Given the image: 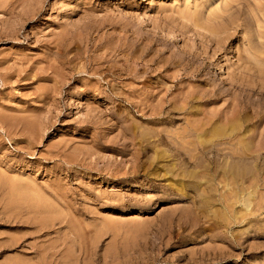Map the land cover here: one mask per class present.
I'll use <instances>...</instances> for the list:
<instances>
[{
	"label": "rangeland",
	"instance_id": "374dc122",
	"mask_svg": "<svg viewBox=\"0 0 264 264\" xmlns=\"http://www.w3.org/2000/svg\"><path fill=\"white\" fill-rule=\"evenodd\" d=\"M0 264H264V0H0Z\"/></svg>",
	"mask_w": 264,
	"mask_h": 264
},
{
	"label": "bare ground",
	"instance_id": "6f19581e",
	"mask_svg": "<svg viewBox=\"0 0 264 264\" xmlns=\"http://www.w3.org/2000/svg\"><path fill=\"white\" fill-rule=\"evenodd\" d=\"M191 20V19H190ZM239 75V74H238ZM55 104V103H54ZM193 133V132H192ZM193 136V135H192ZM164 138V137H163ZM203 139V138H202ZM215 140H217V139H215ZM194 144V143H193ZM196 145V144H195ZM196 147V146H195ZM194 148V147H193ZM215 150V149H214ZM197 153V152H196ZM199 153V152H198ZM167 154V153H166ZM197 155V154H196ZM203 156V155H202ZM221 156V155H220ZM157 158V157H156ZM156 162V161H155ZM220 164V163H219ZM195 165V164H194ZM218 165V164H217ZM140 166V165H139ZM152 166V165H151ZM229 166V165H228ZM208 167V166H207ZM235 167V166H234ZM155 169H156V166H155ZM218 169V168H217ZM216 169V170H217ZM221 169V168H220ZM229 169V168H228ZM138 170V169H137ZM205 170V169H204ZM230 171V170H229ZM153 172V171H152ZM231 172H233V171H231ZM206 173V172H205ZM217 173V172H216ZM225 204V203H224ZM18 239V238H17ZM11 240V239H10ZM5 242H7V241H5ZM13 242V241H12ZM9 243V242H8ZM14 244V243H13ZM9 248V247H8Z\"/></svg>",
	"mask_w": 264,
	"mask_h": 264
}]
</instances>
